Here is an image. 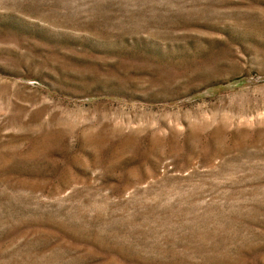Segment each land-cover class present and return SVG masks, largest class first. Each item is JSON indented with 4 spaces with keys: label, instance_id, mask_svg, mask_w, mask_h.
<instances>
[{
    "label": "rangeland",
    "instance_id": "obj_1",
    "mask_svg": "<svg viewBox=\"0 0 264 264\" xmlns=\"http://www.w3.org/2000/svg\"><path fill=\"white\" fill-rule=\"evenodd\" d=\"M0 264H264V0H0Z\"/></svg>",
    "mask_w": 264,
    "mask_h": 264
}]
</instances>
